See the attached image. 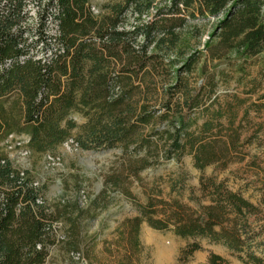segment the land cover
Returning a JSON list of instances; mask_svg holds the SVG:
<instances>
[{
    "label": "trees",
    "instance_id": "16d2710c",
    "mask_svg": "<svg viewBox=\"0 0 264 264\" xmlns=\"http://www.w3.org/2000/svg\"><path fill=\"white\" fill-rule=\"evenodd\" d=\"M89 1L0 0V133L27 137L33 154L49 153L77 128L68 118L76 112L87 120L84 137L74 140L78 148L121 145L126 156L159 149L136 130L163 122L174 128L160 140L166 160L188 155L195 169L213 166L214 173L235 164L237 175L254 174L264 184V160L244 150L262 133V124L253 134L245 124L251 112L264 113V0H122L104 6L99 17ZM207 19L217 27L198 67L190 23ZM193 75L201 83L191 90L185 77ZM232 83L239 93L220 99V88ZM14 95L21 113L9 121L3 107ZM200 110L209 118L191 133L192 115ZM153 163L142 158L105 176L88 211L103 207L102 196L112 199L109 191L130 198L125 182ZM31 184L29 173L13 168L0 151V264H43L46 258L50 223L45 203L36 205L41 188ZM197 192L188 199L194 207L152 197L137 206L139 216L116 228L115 264H134L143 222L223 245L245 264H264L256 255L264 252L263 210L215 176L200 178ZM199 250L192 244L183 255ZM207 264L227 263L211 255Z\"/></svg>",
    "mask_w": 264,
    "mask_h": 264
},
{
    "label": "rangeland",
    "instance_id": "374dc122",
    "mask_svg": "<svg viewBox=\"0 0 264 264\" xmlns=\"http://www.w3.org/2000/svg\"><path fill=\"white\" fill-rule=\"evenodd\" d=\"M120 1L122 0H90L89 4L91 8L99 12L97 15L99 17L105 13L102 10L104 6ZM128 22L133 23L130 15ZM216 25V21L211 19L190 23V32H194L191 49L196 54L201 53L197 55L200 59L198 67L207 58L204 44L216 30ZM192 29L195 31H191ZM227 64L228 62H223L221 68H225ZM228 70L232 69L228 68ZM255 73L256 67L252 68L251 76H255ZM185 81L191 90L201 83L200 78L194 75L186 76ZM234 93H239V90L232 83L226 89L220 88L217 95L223 99L224 94ZM179 96L176 97V102L180 100ZM16 100L17 97L14 95L8 100V102L11 101V106L4 104L3 112L7 119L10 118L9 121L12 115L16 118L20 116L21 106ZM135 100L140 103L142 99L136 97ZM262 114L257 116L254 112L250 113L245 124L249 131L247 134H253L259 124H262V133L258 139H253L250 145L245 146L244 150L264 160V113ZM68 118L77 125V128L70 131L69 138L80 142L86 132L87 120L76 112L70 113ZM208 118L201 110L195 112L188 131L197 132ZM153 130L159 135L154 136ZM173 130L171 125L163 122H157L153 128L138 127L136 134L141 138H151L159 146V149L152 150L150 153L142 150L125 156L121 145L111 149L89 147L88 149L79 148L76 151L66 150L60 145L51 152L59 156L58 166H47L44 162L45 154L32 153L23 156L20 150H7L5 142L10 141V135L0 133V151L8 157L13 168L19 172L27 171L32 180L41 184L40 195L46 206V218L55 228V232L44 240L46 258L43 264H115L118 253L114 244L117 236L116 228L125 218L139 216L137 206L145 205L148 197L165 201L176 199L190 204L188 199L193 194L192 190L196 197L200 196L197 192L200 178L215 176L219 181H226L230 190L239 192L246 200L259 206L264 212V184H262L263 181H259V178L255 179L254 174L237 175L234 171L235 164L230 165L224 173H214L213 166L199 171L193 167L192 157L188 155L166 160L160 147V140L162 134L173 132ZM11 135L17 139L24 138L17 134ZM142 158L154 163L140 171L137 179L131 176L125 182L124 188L128 190L131 197L109 191L113 198H108V194L102 196L100 202L103 203V207L101 209L94 207L89 212L90 200L103 190L104 177L113 172L126 171L129 163ZM174 185L177 187L173 192L171 188ZM202 204L206 202L202 201ZM190 206L194 207L193 204ZM93 215L95 218L91 219ZM139 238L141 250L134 256V264H207L211 255L221 257L227 264H245L238 254L223 245L215 244L208 239L181 238L169 231H156L145 222L140 226ZM192 244H198L200 250L187 258L183 252ZM256 255L264 258V252H256Z\"/></svg>",
    "mask_w": 264,
    "mask_h": 264
},
{
    "label": "built area",
    "instance_id": "2783aa9c",
    "mask_svg": "<svg viewBox=\"0 0 264 264\" xmlns=\"http://www.w3.org/2000/svg\"><path fill=\"white\" fill-rule=\"evenodd\" d=\"M91 11L94 15H98L99 12L97 10H95L94 8H91ZM13 135L9 136L10 141L5 142V146L6 149L9 151L12 150H20L21 154L23 156H28L31 155V151L28 150L27 148V144H28V138L24 136V138L21 139H17V138H13ZM13 139V141H12ZM62 147L65 148L66 150L69 149H73V150H78V145L74 142L73 139L69 138L67 139L63 144ZM44 162L46 163L47 166H58L60 164V158L58 155L53 154L51 152L49 153H45L44 155ZM25 172V171H23ZM21 177H23V174H21ZM32 188L34 189H40L41 188V184L37 181L32 180V184H31ZM44 203L41 195H38V198L36 200V205L40 206ZM53 232H55V228L54 226L50 225V229H49V234H53ZM39 249V247H38Z\"/></svg>",
    "mask_w": 264,
    "mask_h": 264
},
{
    "label": "crops",
    "instance_id": "0c3cea01",
    "mask_svg": "<svg viewBox=\"0 0 264 264\" xmlns=\"http://www.w3.org/2000/svg\"><path fill=\"white\" fill-rule=\"evenodd\" d=\"M6 104H8V105H10V106H11V104H12V103H11V101H9V102H8V103H6Z\"/></svg>",
    "mask_w": 264,
    "mask_h": 264
},
{
    "label": "bare ground",
    "instance_id": "6f19581e",
    "mask_svg": "<svg viewBox=\"0 0 264 264\" xmlns=\"http://www.w3.org/2000/svg\"><path fill=\"white\" fill-rule=\"evenodd\" d=\"M166 250V249H165Z\"/></svg>",
    "mask_w": 264,
    "mask_h": 264
}]
</instances>
